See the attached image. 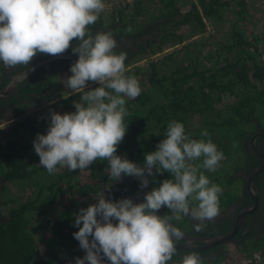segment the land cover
<instances>
[{"label": "trees", "instance_id": "trees-1", "mask_svg": "<svg viewBox=\"0 0 264 264\" xmlns=\"http://www.w3.org/2000/svg\"><path fill=\"white\" fill-rule=\"evenodd\" d=\"M186 2L189 8H181ZM117 3L120 7H111L108 23L96 21L88 26V31L105 26L111 32L134 38L147 34L146 44L139 42L135 50L114 49L116 54H126L125 66L139 55L149 57L150 52L162 50L165 45L181 43L178 48L148 58L145 64L133 66L131 74L127 69V75L139 80L142 91L135 99L126 98L127 132L118 145L117 155L143 165L145 155L156 151L165 138L171 120L183 123L185 133L193 139H207L200 135L206 129L224 159L215 172L201 171L223 189L219 202L225 203L229 185L235 179L238 152L243 151L242 139L254 127V119L264 125V58L259 50L261 43L264 48V18L260 15L263 20L254 26V31L247 30L252 19L257 18L252 10L255 4H249L248 0H117ZM228 17H233L230 23ZM196 35L199 36L185 41ZM59 73L34 77L15 91L19 95L15 97L13 93L0 100V119L15 117L11 126L0 127V174L8 184L30 185L28 196L4 200L0 264H50L65 250L81 256L79 241L73 236L79 230L74 226L75 215L81 208L97 202L94 197L106 183L109 187L113 185L114 178L105 171L107 160H97L82 172L58 166L54 175L39 164L33 141L38 133L46 134L50 110L60 114L74 112L73 102L82 95L66 90L56 94L53 78ZM65 75L69 77L70 70ZM96 87L98 83L90 82L85 90ZM32 90L39 99H47L48 109H42L40 114L28 111L31 102L20 101L23 94ZM195 163H202V158ZM228 165H232L231 172ZM171 178L168 172L148 177L150 190ZM133 185H137L136 180ZM80 199L84 202L79 207ZM238 249L247 258V264H264V234L251 246ZM255 254H259L258 259H254ZM229 258L227 254L222 263L212 264H228Z\"/></svg>", "mask_w": 264, "mask_h": 264}, {"label": "clouds", "instance_id": "clouds-1", "mask_svg": "<svg viewBox=\"0 0 264 264\" xmlns=\"http://www.w3.org/2000/svg\"><path fill=\"white\" fill-rule=\"evenodd\" d=\"M105 7L104 0H0V62L7 68L28 66L38 53L63 54L73 40L79 41L72 48L78 59L65 84L69 94L82 95L73 102L74 112L50 110L46 134L38 133L33 141L39 164L54 175L58 166L82 172L97 160H107L110 178L134 176L141 188L148 186L150 176L168 172L172 178L147 192L140 203L131 198L113 201L103 190L98 192L97 202L81 208L74 218L79 230L73 236L85 251L75 264H104L105 258L111 264H169L176 253L174 241L184 236L172 221L190 216L203 222L218 215L223 189L201 169L215 172L224 154L206 129L200 135L207 139H193L183 123L171 120L165 138L145 155L143 165L117 155L127 132L126 98H137L142 89L134 75L126 74V54L114 52L113 34L93 36L88 31ZM90 81L99 87L85 90ZM201 158L202 163H195ZM162 207L171 214L158 215ZM203 227L195 225L197 231ZM175 264L205 262L191 252Z\"/></svg>", "mask_w": 264, "mask_h": 264}, {"label": "flooded vegetation", "instance_id": "flooded-vegetation-1", "mask_svg": "<svg viewBox=\"0 0 264 264\" xmlns=\"http://www.w3.org/2000/svg\"><path fill=\"white\" fill-rule=\"evenodd\" d=\"M104 27L99 26L90 34L94 36L97 32H111L109 31V27L105 29ZM111 33L116 41L115 49L119 51H123L130 47L134 49L139 42L146 44L147 37L145 36L147 34L134 38L135 36L116 33L114 31ZM78 43L79 41L73 40L67 52L77 55L73 53L72 48L76 47ZM44 55L47 54L38 53L31 63ZM77 59L78 57L69 58L60 56L51 58L36 67L30 75L21 78L18 85L20 86L24 82H27L20 87L23 88L34 77L43 78L45 74L49 75L51 72L55 73V71L63 72L65 68L70 70V66L68 65L72 62H76ZM28 66L19 65L15 68H2L3 72L0 74V84H3L0 88L3 87L13 75H20ZM55 75L56 74H54V76ZM13 93L15 94L16 92L14 91ZM28 93L29 94H23L24 96L20 101L31 102L29 105L30 109H33L34 113L40 114L43 109L40 107L41 105H45L47 99H39L35 90L29 91ZM17 95L19 94L16 93L15 97ZM254 121V127L248 129L242 139L243 151L238 152V158L235 163L236 168L233 176L235 177L234 181L238 182L236 192L230 194V198H228L225 203L222 201L219 202L218 215L212 220L200 222L193 220L190 216H184L179 222L172 221L174 226L184 233V236L174 241L176 253L172 261H169V264H175L176 261L191 252L198 254L204 260L205 264H212L216 261H221L222 263L224 261L223 257L228 254L227 249L230 246L236 250H239V247H249L252 243H256L264 234V125L260 124L256 119H254ZM134 180H136L137 185H133ZM4 184V176L0 174V189L4 187ZM108 184L109 183H106V187H101L100 191L103 190L105 197L113 201L131 198L134 203H140L143 202L145 194L151 191L149 184L147 187L141 188L140 181H137L136 177L123 174L119 181H115L114 179L111 187H109ZM249 189H251V191ZM4 205V201L0 200V221L5 220ZM165 208L166 207H162L157 214L161 216L171 214V210H165ZM197 223H203L204 227L202 230L197 231L195 229ZM207 238L209 240H207ZM79 252L81 256L85 255L83 249ZM63 254L76 255L74 251L70 250H65Z\"/></svg>", "mask_w": 264, "mask_h": 264}, {"label": "rangeland", "instance_id": "rangeland-1", "mask_svg": "<svg viewBox=\"0 0 264 264\" xmlns=\"http://www.w3.org/2000/svg\"><path fill=\"white\" fill-rule=\"evenodd\" d=\"M124 1V0H123ZM194 1V0H191ZM249 4H255L253 6V12L256 14L257 18H253L252 21L248 24L249 27L247 30H250V28H252V30L254 31V26H258L259 21L263 20L261 19L262 17L264 18V0H248ZM104 3L106 5L105 10L100 14L99 19L97 20V22H100L102 24H106L109 22V20L111 19V7L113 5H115L116 7H120V4L117 3V0H104ZM181 8H189V3L186 2L184 4L181 5ZM262 17H261V16ZM233 19V17H228V21L227 23H230V21ZM100 20V21H99ZM205 22L208 23L209 20H207L206 18H204ZM206 28L207 25H206ZM209 29V28H208ZM214 33H216V30H213ZM212 32V33H213ZM199 35H196L194 37L188 38L187 40H192L196 37H198ZM181 46V43H174V44H170L168 46H164V48L162 50H156L155 52H153L151 54H149V57H146L145 55L142 56H137L136 59L133 61V63H129L128 65H126V69H130L129 73H133V69H131L133 66L135 65H140V64H145L146 61L148 60V58H154L156 56H160L164 51L167 50H171V49H175ZM206 48V47H205ZM253 49V47L251 46L250 49ZM259 50L262 52L261 57L264 58V48L262 43L259 44ZM68 72V69L65 68V70L63 72L59 74H56L53 78V81L55 82V93L59 94L62 91L66 90L71 92V90L69 88H67L65 81L68 79V76L65 75V73ZM91 82V81H90ZM89 82V83H90ZM67 94V92H66ZM47 105V104H46ZM46 105H41L40 108H43L45 111L48 109V107ZM30 109V108H29ZM29 111V110H28ZM30 111H33V109H30ZM13 114V113H12ZM15 117H10V118H1L0 119V127H6V126H11L14 123ZM228 169L231 172L232 171V165H228ZM237 183L236 181L231 182V184L229 185V189H228V194H229V198H230V194H233L234 192H236L237 190ZM29 190H30V185L27 183L24 186H19V185H14V184H8L5 182L4 184V188L0 189V200H5L6 198H12L14 196L16 197H25L28 196L29 194ZM84 200L80 199L79 203V207L83 204ZM165 210H170L167 207L165 208ZM183 219V218H182ZM114 223H116V221H113ZM228 254H229V259L230 262L228 264H247V262L245 263V258L242 257L240 254L239 250L234 249L232 246H230L228 249Z\"/></svg>", "mask_w": 264, "mask_h": 264}, {"label": "water", "instance_id": "water-1", "mask_svg": "<svg viewBox=\"0 0 264 264\" xmlns=\"http://www.w3.org/2000/svg\"><path fill=\"white\" fill-rule=\"evenodd\" d=\"M58 56L69 57V58H77L78 57L77 55H74V54L69 53L67 51L64 52L63 54H59V55H48V54L44 55L43 57H41V58L37 59L36 61H34L33 63H31L26 69H24L20 73V75H13L11 77V79H9V81L3 87L0 88V100L7 98L10 94H12L14 91H16L18 88L21 87V86L18 87V83L21 80V78H24L27 75H30L31 72L34 69H36V67H38L42 63L46 62L47 60H50L51 58H55ZM249 190L251 191V189H249ZM220 238H222V237H220ZM207 240H209V239L207 238ZM77 257L83 258L81 256L72 255V254H61L57 259H55L50 264H75ZM85 264H88V262L86 261ZM104 264H111V262L105 258Z\"/></svg>", "mask_w": 264, "mask_h": 264}, {"label": "built area", "instance_id": "built-area-1", "mask_svg": "<svg viewBox=\"0 0 264 264\" xmlns=\"http://www.w3.org/2000/svg\"><path fill=\"white\" fill-rule=\"evenodd\" d=\"M244 257L245 258V263L247 262V258L244 255H241V258ZM254 259H258L259 258V254H255Z\"/></svg>", "mask_w": 264, "mask_h": 264}, {"label": "crops", "instance_id": "crops-1", "mask_svg": "<svg viewBox=\"0 0 264 264\" xmlns=\"http://www.w3.org/2000/svg\"><path fill=\"white\" fill-rule=\"evenodd\" d=\"M2 68H7V67H5L4 64L2 62H0V74H1V72H3Z\"/></svg>", "mask_w": 264, "mask_h": 264}]
</instances>
